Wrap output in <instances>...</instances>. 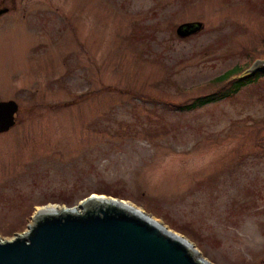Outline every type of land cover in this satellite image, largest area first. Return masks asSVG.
<instances>
[{
	"label": "rangeland",
	"instance_id": "1",
	"mask_svg": "<svg viewBox=\"0 0 264 264\" xmlns=\"http://www.w3.org/2000/svg\"><path fill=\"white\" fill-rule=\"evenodd\" d=\"M0 239L37 209L125 201L210 264H264V0H0ZM201 28L178 37L175 27ZM263 71V70H262ZM260 70V72H262Z\"/></svg>",
	"mask_w": 264,
	"mask_h": 264
},
{
	"label": "water",
	"instance_id": "2",
	"mask_svg": "<svg viewBox=\"0 0 264 264\" xmlns=\"http://www.w3.org/2000/svg\"><path fill=\"white\" fill-rule=\"evenodd\" d=\"M0 9V13L4 12ZM201 28L198 21L175 27L178 37ZM264 71L256 60L248 72ZM17 104L0 101V133L14 124ZM0 264H210L185 238L172 233L125 201L90 194L75 207L38 210L10 240L0 239Z\"/></svg>",
	"mask_w": 264,
	"mask_h": 264
},
{
	"label": "trees",
	"instance_id": "3",
	"mask_svg": "<svg viewBox=\"0 0 264 264\" xmlns=\"http://www.w3.org/2000/svg\"><path fill=\"white\" fill-rule=\"evenodd\" d=\"M240 71V67L234 66L233 68L227 69L221 74L217 75L212 79L213 84L222 83L217 90L212 93L194 98L190 103L182 106V109L188 110L196 108L202 106L206 102H211L217 99L229 97L235 94L241 87L249 83L251 81V78L264 73V71H254L251 73L248 72L247 74L242 76L234 77L236 73H239Z\"/></svg>",
	"mask_w": 264,
	"mask_h": 264
},
{
	"label": "bare ground",
	"instance_id": "4",
	"mask_svg": "<svg viewBox=\"0 0 264 264\" xmlns=\"http://www.w3.org/2000/svg\"><path fill=\"white\" fill-rule=\"evenodd\" d=\"M125 205H127V206H130L129 204H127V203H125ZM132 207V206H131ZM50 208H54L53 206H47V207H44V208H39V209H37V211L38 210H45V211H48V210H50ZM133 208V207H132ZM135 209V208H134Z\"/></svg>",
	"mask_w": 264,
	"mask_h": 264
},
{
	"label": "flooded vegetation",
	"instance_id": "5",
	"mask_svg": "<svg viewBox=\"0 0 264 264\" xmlns=\"http://www.w3.org/2000/svg\"><path fill=\"white\" fill-rule=\"evenodd\" d=\"M0 9H4V10L6 11V8H5V7H2V8H0ZM5 11H4V12H5ZM4 12H2V13H4ZM2 13H0V15H1Z\"/></svg>",
	"mask_w": 264,
	"mask_h": 264
}]
</instances>
